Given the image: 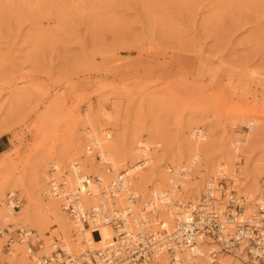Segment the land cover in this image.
<instances>
[{"label":"rangeland","instance_id":"obj_1","mask_svg":"<svg viewBox=\"0 0 264 264\" xmlns=\"http://www.w3.org/2000/svg\"><path fill=\"white\" fill-rule=\"evenodd\" d=\"M194 126L207 134L210 157L232 153L241 139L240 159L209 176L197 199L181 185L172 202H197L206 183L223 174L242 194L252 191L247 214L264 193V0H0V136L10 140L0 152V183L4 177L13 186L1 183L0 191L4 203L15 193L24 216L0 221V264H32L24 246L21 254L13 252L19 244L10 245L18 226L42 244L34 226L46 225L62 244L59 234L76 220L42 211L49 200L38 179L53 173L52 157L75 153L92 178L110 168L89 147L93 131H110L119 156L139 147L138 131L153 133L160 142L151 148L155 162L142 161L139 174L149 184L165 169L179 182L180 168L190 165L182 158L176 168V159ZM200 159L187 173L198 185L209 175Z\"/></svg>","mask_w":264,"mask_h":264},{"label":"built area","instance_id":"obj_2","mask_svg":"<svg viewBox=\"0 0 264 264\" xmlns=\"http://www.w3.org/2000/svg\"><path fill=\"white\" fill-rule=\"evenodd\" d=\"M169 172L174 177V171L169 169ZM90 178L87 175L81 176L83 192L87 195L90 194ZM92 179L94 183H100L98 176H93ZM173 179L170 185L175 190H180L181 184ZM214 181L211 180L206 185L205 193L208 196L201 194L198 203L176 199L170 204L168 200L162 199L164 196L156 193L141 203V211L136 216L129 208L121 211L111 202L121 192L127 193L129 203H136L139 198L131 191L124 173L103 189L102 202L89 210H83L80 206L77 199L79 195L76 194L78 191H62L51 187L52 193L60 197L63 210L82 226L88 228L91 225H108L112 228L114 237L104 248L88 252L87 256L69 254L58 240H54L49 254L41 253V244H33L27 234L31 231L22 228L18 229V239L26 238L33 264H151V259L156 254H172L184 250L191 252L194 258L198 255L197 242L203 239L213 241L220 250L233 255L241 248L250 259L264 264V194L259 200H255L252 211L244 215L247 197L241 194V188H237L236 180L221 176ZM79 189L81 188L77 190ZM10 200L14 203L13 209H16L18 205L15 203V196H11ZM215 202H220V207H214L212 204ZM158 205L171 208L174 214L172 225L166 226L163 221L156 225L151 223L150 216H158ZM9 241L12 243L13 239L10 238ZM210 255L212 261L216 262L217 252L213 251Z\"/></svg>","mask_w":264,"mask_h":264},{"label":"bare ground","instance_id":"obj_3","mask_svg":"<svg viewBox=\"0 0 264 264\" xmlns=\"http://www.w3.org/2000/svg\"><path fill=\"white\" fill-rule=\"evenodd\" d=\"M106 115H108V114H106ZM104 129H101L100 132H98V133H95V131H93L94 135H93V137L90 138L91 141L93 140L92 141L93 144H92V146H89L93 150H96L98 152L99 157L105 162L106 166H107V164H109V166H108V167H110L109 169H107V168L105 169V167H104L105 170H101L100 172L98 170V172H96L97 176L100 178L101 182L100 183H94L93 179L90 178V182H89L90 194L87 195V193L83 192L84 190H83L82 185H81V176L87 175V171L85 169L88 168L87 167L88 164L84 163V162L79 163L76 160V158H74V157H76L75 153H71V155H70V153L69 154L66 153L64 155L59 154V157L57 156L58 159L56 158V161L54 159H52L53 158L52 157L50 160H51L52 166L54 168L53 173H52V168L50 171L51 173H48V172L45 173L44 172L45 170H43L42 172H44V173L41 174L42 177H40V179H38L39 188H42V189L44 188L43 192H45L46 197L49 200L48 203L45 205V207H43V209H42L43 213H45L46 215L48 213V214L56 215V216H59V215L63 216V211L66 212L65 210H63V208L60 207V204H59V202L61 201L60 197L55 196L52 193L51 187L61 189L62 191L63 190L64 191H71V190L72 191H74V190L78 191V192H76V194L79 195L77 199H78L80 206L83 208V210H89L93 207L98 206V204H100V202H102L101 192L103 191V189L106 186H108L109 183H111L114 180L115 175H117L116 177H118L119 174H121V173L126 174L127 179H128V183H130V181L134 182L135 187L138 190V192L134 191L132 189H131V191H133L136 195H138V197L141 196L142 198H144L145 196H147V193L150 190L148 196H155L156 193H159V194H161V197L164 196V197H162V199L164 198L166 201L168 200L171 204L173 197H176L177 194L180 192L181 189L175 190L172 185L168 186V182L171 181L173 183L174 179L170 178L167 175V173L165 172L166 170L163 169L164 167H162L163 170L161 169L162 171L160 172V176L153 177L149 184L147 182L143 181L145 178L143 179L141 177V175L139 174V171L145 167L144 163H142V161H147L150 163L155 162L154 161L155 158L153 157L152 154H150V152H152L151 148H153L152 150H154V151L157 150L160 142L156 141L155 137L152 138L154 136L152 132H151L152 133L151 135H150V133L149 134L147 133L148 135H150L149 138H145L144 134L138 131L137 134H135L134 141L135 142L138 141V143L140 144L139 147H133V149H132L133 153H131V154L129 153L128 156H119L115 152L116 149H114L115 147L113 146V142L111 141L112 136H111L110 131H106V130L104 131ZM190 132H191L190 133L191 137L188 139H185L186 140V143L184 144L185 146L183 145L184 150H185L184 155L179 157V159H176V160H178V161H176L177 162L176 168L181 167V166H178V163L181 162L182 158H183L182 161H184V162L188 161L190 166L184 167L185 169L182 167L180 168L183 170L181 172H185V173L183 175H181L183 178L179 179V182H180L179 184H181L183 186L182 188H184L185 190L190 189L191 195H192L193 199L195 200V199H197L198 195L200 194V191L202 190V183L203 182L205 183V181H207V178L209 176L215 175L217 172L219 173V168L220 169L221 168L224 169V167L225 168L226 167L233 168L232 165L234 164L235 159H240L239 155H238V148H239L238 146L241 143L240 142L241 139L240 140H234V141L232 140L233 144H234V148L232 149V153L228 152L227 155H224L221 153V154H217L215 156L210 157L208 155V151H207V134L203 133V130L196 127V126H194ZM246 139H248V138H246ZM131 141H133V140L131 139ZM197 158H201L202 160L205 161V165L200 164V166L198 167L199 170L206 168V170L209 173V175L202 176L201 183L199 185L195 184L194 182H191L189 180L191 178V175H190V177H187L188 176L187 173H190V171H191V166L195 165L197 163V161H196ZM261 160H264V158H261ZM88 163H89V165L91 164L90 160ZM155 165H158V164H155ZM60 166H63V170L65 167L66 172H64L65 170L62 172V170H61L62 167H60ZM157 169L159 171V168H157ZM140 173H142V172H140ZM173 173L175 176V172H173ZM235 175H236V172L234 173L233 176H234V178L236 177L237 179H239V177H238L239 174L237 176H235ZM103 176H104V178H102ZM222 176H224V175L222 174ZM143 177H144V175H143ZM253 178H254V176H253ZM1 179H2L1 183L3 184V186H5L3 190H5L7 188L10 189L11 187L13 188V186L11 184L6 183V182H8L7 179H5L4 177ZM108 179H110V180H108ZM211 180L208 181L206 183V185L211 183ZM147 181H150V180H147ZM34 182H35V180H34ZM1 183H0V185H1ZM262 183H264V182H262ZM130 185H131V183L129 184V187H130ZM206 185H205V187H206ZM150 186H153V187L150 188ZM49 187H50V189H49ZM79 187L81 189L77 190ZM205 187L203 189L204 190L203 196L206 197V196H208V194L205 193V190H206ZM262 187H264V184H262ZM156 188H157V190H156ZM164 188H167V191ZM250 189H251V187H250ZM11 191H13V189H11ZM3 192L5 193L6 191H0V221L1 222H10V221L24 222V218H23L24 216L22 217L21 213L18 210L13 209L14 203L10 200V197L15 196V193H13V192L10 193V195L7 196L6 203H4L3 198H4L5 194H3ZM251 192L252 191H250V193H248L249 195H247V196H253V193H251ZM175 193H176V195H175ZM180 194L181 193H179V195ZM262 194H264V193H262ZM262 194L259 195L258 197H255L254 199H252L250 201L252 206L254 205L255 200H259L262 197ZM148 198L145 197V201L148 200ZM214 198L218 199V197H216V196H214ZM138 199L142 200L141 198H138ZM139 200L133 204L129 203V201L127 200V193L121 192L113 200H111V202L113 203L115 208H117L121 211H126L129 208V210H131L132 214L136 216L141 211V207L139 208V205H140ZM199 201L200 200H198L197 202H194V203H198ZM191 202H193V201H191ZM248 202L249 201H247L246 205H245L244 215L246 214V206H247ZM212 205L214 207H220V202H215V204H212ZM157 208H158V216L151 215L150 216L151 223L153 225H156V223H158V221L160 220V221H163L166 224V226H170L174 220V214L172 212H170V211H172V210H170L171 208L167 207L166 205H158ZM252 209L248 213H250L252 211ZM66 214H68V213H66ZM69 223L70 224L65 229H62L58 238L62 239V241H61V242H63L62 245H64V247L68 253H69V251H72V252H80L81 251L80 254H78V255H75V254L73 255L70 252L69 254H71L73 256H83V255L87 256L88 252L93 253L96 250L104 248L106 246V244L109 243L112 240V238L114 237L113 230L108 225H91L87 228V227L82 226L81 223H79L77 220H75V222L69 221ZM43 226L44 225H42V224H40V226H39V224H36L34 226V229L40 234V239L43 240L42 244L40 243L41 244L40 248L42 249L43 252H41V249L39 252L47 254L48 253L47 251L52 250V246L54 244V242H53L54 238H53V235H47V229L44 228V227L47 228V226L46 225L44 227ZM18 227L22 228V229L24 228L22 226H18ZM6 228L10 230L9 225H7ZM27 234L31 237V239L36 238L35 234H33L32 232H30V233L28 232ZM14 243L19 244L21 248H19V249L13 248V252L18 251L19 253L23 254V252L25 251L23 249V246H24L26 248L27 255L30 259V255H29L30 252L28 249L29 244L27 243L26 238L25 239L24 238H22V239L17 238L10 245H12ZM84 247H86V249L82 251V249H84ZM216 247L219 248L215 243H213V241H211L209 239L198 240L197 247H196L198 255L196 257L192 258L191 252H188L185 250L183 252L176 251L172 254H170L169 252H161L159 254H156L151 259V264H259L257 260L250 259L241 248L235 253V255L231 256V254H229L228 252H226L224 250H220V249L216 250ZM213 251H216V252L224 251L219 255L220 257L216 259V262L212 261V256L210 255V253H212ZM235 257H240L246 263H243L240 259H237ZM30 261L33 264V261L31 259H30Z\"/></svg>","mask_w":264,"mask_h":264},{"label":"crops","instance_id":"obj_4","mask_svg":"<svg viewBox=\"0 0 264 264\" xmlns=\"http://www.w3.org/2000/svg\"><path fill=\"white\" fill-rule=\"evenodd\" d=\"M10 148V140L8 137L0 136V152L8 150Z\"/></svg>","mask_w":264,"mask_h":264}]
</instances>
